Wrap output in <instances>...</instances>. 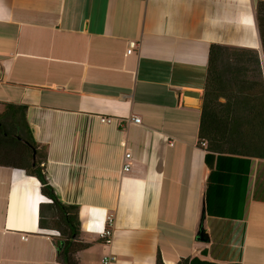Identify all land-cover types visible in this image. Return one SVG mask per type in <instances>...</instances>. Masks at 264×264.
Instances as JSON below:
<instances>
[{
  "label": "crops",
  "instance_id": "0c3cea01",
  "mask_svg": "<svg viewBox=\"0 0 264 264\" xmlns=\"http://www.w3.org/2000/svg\"><path fill=\"white\" fill-rule=\"evenodd\" d=\"M256 4L0 0V113L27 106L48 180L78 208L79 241L89 245L80 264L109 255L111 264H155L157 255L163 264H264V160L244 165L246 174L228 160L215 170L198 144L211 45L256 50L264 79ZM129 41L138 46L127 54ZM41 198L36 179L0 167V264H60L38 227Z\"/></svg>",
  "mask_w": 264,
  "mask_h": 264
},
{
  "label": "trees",
  "instance_id": "16d2710c",
  "mask_svg": "<svg viewBox=\"0 0 264 264\" xmlns=\"http://www.w3.org/2000/svg\"><path fill=\"white\" fill-rule=\"evenodd\" d=\"M254 18L264 53V0H257ZM26 111L25 105L7 104L0 113V167L20 169L36 179L41 196L47 200L39 206V229L58 234L50 235L58 263L80 264L76 254L89 245L79 241L78 208L63 204L55 194L45 172L46 147L35 141ZM201 142L205 143V161L208 166L214 162L215 170L221 161L228 160L238 163L239 173L246 174L241 169L244 165L254 167L256 160H264V79L256 50L209 47L198 128V144ZM206 213L216 216L209 202ZM241 224L244 235L245 223ZM155 264H163L159 255ZM177 264L214 263L193 258Z\"/></svg>",
  "mask_w": 264,
  "mask_h": 264
},
{
  "label": "built area",
  "instance_id": "2783aa9c",
  "mask_svg": "<svg viewBox=\"0 0 264 264\" xmlns=\"http://www.w3.org/2000/svg\"><path fill=\"white\" fill-rule=\"evenodd\" d=\"M138 46V43L135 41H129L128 42V49L126 51L127 54H130L134 51V49ZM112 121L111 118H101V122L102 123H110ZM130 122L134 123V124H139L140 123V119L138 117H131L130 118ZM171 144V143H170ZM201 147L205 146V143H200ZM130 158V154L126 153L124 155V159L128 160ZM130 169V164L125 162L123 164L122 167V172H127ZM47 201V200H46ZM114 216L112 214H108L105 217V223H104V227L100 233V239L102 240V242L105 245H109L112 242V238L114 235ZM116 260V257L114 256H105L103 257L101 264H111L112 262H114Z\"/></svg>",
  "mask_w": 264,
  "mask_h": 264
},
{
  "label": "water",
  "instance_id": "95a60500",
  "mask_svg": "<svg viewBox=\"0 0 264 264\" xmlns=\"http://www.w3.org/2000/svg\"><path fill=\"white\" fill-rule=\"evenodd\" d=\"M196 95H197L196 93H192V92H185L184 93V96L196 97ZM35 157H36V154H35V152H33V161L34 162H35ZM196 239H197V241H201V242H204L206 240V237L204 235L203 230H200Z\"/></svg>",
  "mask_w": 264,
  "mask_h": 264
},
{
  "label": "rangeland",
  "instance_id": "374dc122",
  "mask_svg": "<svg viewBox=\"0 0 264 264\" xmlns=\"http://www.w3.org/2000/svg\"><path fill=\"white\" fill-rule=\"evenodd\" d=\"M40 201H41L42 203H45V202H46V200H45L44 197L41 198ZM48 214H49V213H48ZM48 214H46V215H48ZM46 232H47L48 234L54 236V237H58V234H57L56 232H54V231H46Z\"/></svg>",
  "mask_w": 264,
  "mask_h": 264
}]
</instances>
